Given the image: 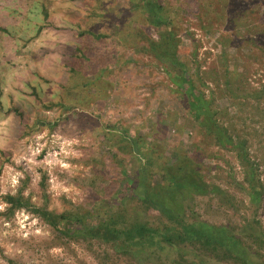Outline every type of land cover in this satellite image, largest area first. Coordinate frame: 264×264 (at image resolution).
Wrapping results in <instances>:
<instances>
[{"label":"trees","instance_id":"trees-1","mask_svg":"<svg viewBox=\"0 0 264 264\" xmlns=\"http://www.w3.org/2000/svg\"><path fill=\"white\" fill-rule=\"evenodd\" d=\"M125 2L116 6L114 14L107 0L85 2L87 13L76 22L82 45H76L77 52L66 60L68 75L61 83L70 96L44 103L60 105L61 112L73 111L90 128L101 124L98 136L104 140L107 137L103 146L110 152L112 169H91L88 203H71L61 209L49 208L45 201L37 204L24 193L31 177L27 173L13 192L2 195L6 204L0 214L9 218L15 210L25 208L49 224L52 234L42 238L44 245L36 248L38 253L54 244L67 247L76 241L100 262L116 257L132 264H264V224L257 217L264 202V155H259L264 149V78L254 75V84L247 80L248 73L257 74L264 65V0ZM42 12L47 21L44 2ZM188 14L194 22L186 17ZM105 18L111 20L110 26L102 24ZM192 24L212 36L217 47L223 50L227 44L232 49L234 65L228 57L217 60L218 71L225 76L224 86L208 82L204 71L216 66L203 69L207 54L199 53V41L191 49L182 44L183 33L194 39ZM42 26L39 24L37 31ZM100 39L115 41L116 46L124 48L122 52L130 48L128 56L150 55L156 71L161 69L166 74L170 85L149 75L133 86L148 91V98L157 94V89L166 91L174 100L170 107L186 110L185 117L193 119L189 126L193 125L197 136L193 142L196 155L172 149L167 155L162 143L165 138L160 134L145 133L121 117L104 119L103 123L99 115L78 109L93 84H98L95 89H105L102 76L113 71L117 75L116 68L128 61L145 67L141 55L124 61L114 52L105 56L92 41ZM87 47L93 52L85 51ZM110 76L109 80L128 85L122 76ZM146 107L151 106L144 103L134 109L132 117ZM14 109L22 114L18 106ZM70 116L73 113L65 114V118ZM44 122L52 128L58 118L39 115L33 127ZM204 158L214 160L207 165L210 171H217L223 159L229 170L226 176L239 192L238 197L219 183L215 171L209 177L205 175ZM38 182L46 197L44 170ZM197 197H215L217 207L225 206L232 216L240 217L222 221L204 217L196 209ZM247 209L251 217L245 215ZM79 262L91 264L86 259Z\"/></svg>","mask_w":264,"mask_h":264},{"label":"rangeland","instance_id":"rangeland-1","mask_svg":"<svg viewBox=\"0 0 264 264\" xmlns=\"http://www.w3.org/2000/svg\"><path fill=\"white\" fill-rule=\"evenodd\" d=\"M42 2L47 6V21L43 17ZM85 2L90 0H0V210L6 204L2 195L13 192L27 173L31 177L24 193H29L31 200L37 204L45 201L49 208L61 209L71 203H88L91 169H112L110 152L104 150L103 146L107 137L104 140L102 135L98 136L102 131L101 124L90 128L81 123L73 111L67 112L73 113V117L65 118L67 113L61 112L60 105H44L50 99L69 98L61 83L68 75L65 71L66 60L77 52L76 45H82V35L77 30L76 22L82 14L87 13L88 6ZM107 3L109 10L114 14L116 6L126 2L107 0ZM186 17L195 21L190 14ZM110 21L105 18L102 24L109 23L110 26ZM39 24L43 26L37 31ZM190 29L194 32V39L183 33L182 44L191 49L195 42L199 41V53L207 54L203 69L216 66V69L204 71L208 82L224 86L225 76L221 70L218 71L217 60L228 57L230 65L235 63L231 61L232 49L227 44L223 50L217 47L214 38L197 25L192 24ZM153 35H156V32H153ZM92 41L98 45V49L103 50L105 56H108L107 52H114L117 59L124 61L126 57L129 60V56L141 55L128 56L130 48L122 52L124 48L116 46L115 41ZM85 51L93 52L88 47ZM141 57L145 67L141 68L128 61L127 64L116 68L117 75L114 71L111 72L115 77L119 75L125 78L127 86L109 80L111 74L104 75L100 81L105 89H95L97 83L93 84L90 90L86 89L88 97L81 102L78 109L99 115L103 123L104 119L121 117L123 121L131 123L145 133L160 134L165 138L162 143L166 145L164 151L167 155L171 154L168 149L196 155L197 150L193 142L197 136L193 125L189 126L193 119L186 118V110L175 111V107H170L174 100L166 91L157 89V94L148 98L145 96L148 91L133 86L135 81L141 77L147 79L149 75L154 81L159 79L171 84L161 69L156 71L150 55L142 54ZM261 68L257 74H254V71L253 74L248 73L247 80L254 84L257 82L256 76L261 74L264 78V65ZM152 71L156 73L153 75ZM144 103L151 107H146L142 113L132 117L134 109L143 107ZM224 104L229 105V102ZM15 106L22 110L21 115L15 113ZM42 114L52 120L58 118L56 126L51 128L44 122L38 124V128L33 127L36 117ZM259 155H264V149ZM202 161L205 175L211 176L215 170L210 171L207 165L214 160L210 162V159L204 158ZM218 163L220 167L215 172L220 176L219 183L238 197L239 192L226 176L228 166L223 159ZM43 170L47 176L46 197L38 182ZM236 175L241 176L239 171ZM262 176L264 177V174ZM215 201V197H197L196 209L204 217L214 221L240 217L238 214L237 217L232 216L231 210H225V206L217 207ZM244 213L249 217L252 215L250 209L244 210ZM257 217L264 224V202ZM51 234L49 224L28 209H17L9 218L0 214V264H80L79 259H86L91 264H132L116 257L100 262L85 245L76 241H71L67 247L54 244L44 252L38 253L36 248L44 245L42 238Z\"/></svg>","mask_w":264,"mask_h":264}]
</instances>
